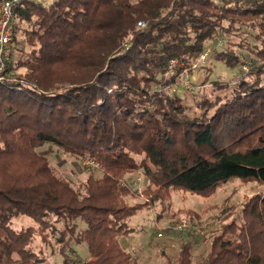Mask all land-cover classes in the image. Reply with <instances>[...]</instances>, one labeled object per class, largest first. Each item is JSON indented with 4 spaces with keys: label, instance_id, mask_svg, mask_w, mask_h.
I'll return each instance as SVG.
<instances>
[{
    "label": "trees",
    "instance_id": "1",
    "mask_svg": "<svg viewBox=\"0 0 264 264\" xmlns=\"http://www.w3.org/2000/svg\"><path fill=\"white\" fill-rule=\"evenodd\" d=\"M15 20L0 73V264H139L118 238L129 217L162 203V218L171 190L210 194L234 177L262 189L207 237L204 259L190 231L165 264H264V0H21ZM205 51L229 76L209 78ZM47 143L100 174L74 185L38 151ZM135 173L148 199L131 204ZM23 215L34 223L15 226Z\"/></svg>",
    "mask_w": 264,
    "mask_h": 264
},
{
    "label": "rangeland",
    "instance_id": "2",
    "mask_svg": "<svg viewBox=\"0 0 264 264\" xmlns=\"http://www.w3.org/2000/svg\"><path fill=\"white\" fill-rule=\"evenodd\" d=\"M25 26V23H21ZM208 53L205 54V57ZM207 58H205L206 60ZM202 60L203 65H210L215 68L210 72L209 78L225 75L229 76L222 68L219 62L213 66V63L205 62ZM207 67H202L201 70L197 69L194 73V80H202L205 76L204 71ZM24 69L20 68L17 72L21 73ZM219 73V75H218ZM193 72H190V76ZM196 78V79H195ZM211 80V79H210ZM193 83V82H192ZM194 84V83H193ZM38 151L46 154L56 171L57 174L77 185L90 173L97 176L100 174L99 169L95 163L91 164L83 158H78L74 155L68 154L53 144H43L38 148ZM102 172V171H101ZM131 180L130 188L132 193L127 196L129 203L142 202L148 199L144 193L146 179L141 174L127 175ZM262 186L256 181H245L240 177H234L220 185H218L210 194H199L192 192H184L183 190H171L169 199L170 207L162 218L158 219V213L161 212L162 203H157L152 207H141L127 220V226L131 228L126 235L119 233V241L124 249L129 251L136 257L139 264H165L167 261L177 262L179 251L184 243L186 233L192 230L190 228L185 231H172L164 232L159 236L158 231L166 224L178 220V218L187 219L191 222H204L212 224V227L205 235L199 238L195 248L192 250L193 261L204 259L208 255L209 241L207 237L219 229L225 222L235 218L238 220L240 217L241 206L252 194L261 191ZM196 211L201 214L199 220H191L189 211ZM189 219V220H188ZM15 226L20 227L34 223L33 219L29 216H18L14 220ZM84 225V224H83ZM82 225V226H83ZM198 236V237H199ZM188 238V237H187ZM167 240H172L170 243ZM79 254L84 255V246H76Z\"/></svg>",
    "mask_w": 264,
    "mask_h": 264
},
{
    "label": "built area",
    "instance_id": "3",
    "mask_svg": "<svg viewBox=\"0 0 264 264\" xmlns=\"http://www.w3.org/2000/svg\"><path fill=\"white\" fill-rule=\"evenodd\" d=\"M21 0H3L0 2V73L4 70L5 62L10 60L11 58V51L13 46V36L15 33V6L18 4ZM140 25H144V22H139ZM208 51H205L204 53H201L199 56L198 61L202 62V60H205V54H207ZM176 62L173 61L171 66L175 65ZM170 73H173L174 70H170ZM189 71L187 68H185L182 72L183 76V87L185 89H190L193 87L192 81L190 80L188 73ZM1 78V76H0ZM163 88H168L169 90H174V86L170 85L168 87L164 86L160 88L162 90ZM88 163H95L92 160H89L87 158H83ZM96 164V163H95ZM97 166V164H96ZM189 220V219H188ZM209 221L204 222H191V224L187 221V219L178 218V220H175L174 222L166 224L163 228H161L158 231V235H163V231L165 232H172V231H185L186 229L190 228L195 235H205L207 231H209L212 227L211 223H208Z\"/></svg>",
    "mask_w": 264,
    "mask_h": 264
},
{
    "label": "crops",
    "instance_id": "4",
    "mask_svg": "<svg viewBox=\"0 0 264 264\" xmlns=\"http://www.w3.org/2000/svg\"><path fill=\"white\" fill-rule=\"evenodd\" d=\"M171 241H172V240H167V242H169V243H170Z\"/></svg>",
    "mask_w": 264,
    "mask_h": 264
}]
</instances>
